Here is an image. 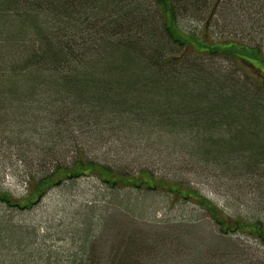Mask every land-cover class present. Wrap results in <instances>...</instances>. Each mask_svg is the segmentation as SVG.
<instances>
[{
  "label": "trees",
  "instance_id": "trees-1",
  "mask_svg": "<svg viewBox=\"0 0 264 264\" xmlns=\"http://www.w3.org/2000/svg\"><path fill=\"white\" fill-rule=\"evenodd\" d=\"M261 2L0 0V127L7 114L29 112L33 133L44 135L45 121L56 132L42 136L45 145L36 144L55 162L48 171L27 174V195L18 198L0 188V206L8 211L0 213V264H24L23 240L37 232L15 223L11 211H30L52 189L83 178L95 177L124 193L166 191L171 202L195 203L216 223L233 225L215 202L182 183L148 169L119 171L89 159L83 148L68 162L52 148L77 143L81 134L129 130L138 138L153 137L148 143L154 147L173 139L171 145L232 178L263 183L264 50L218 19L228 9L241 16L247 3ZM184 19L202 21L201 29L186 28ZM214 59L229 60L236 70L216 67ZM6 130L9 125L0 133ZM116 206L133 220L144 216L139 210L144 206L123 200ZM104 218L81 223L80 252L68 264H93L96 236L109 223ZM233 222L235 230L264 242L263 221ZM135 239L134 234L116 239L113 257L102 263L124 264L121 252L136 254Z\"/></svg>",
  "mask_w": 264,
  "mask_h": 264
},
{
  "label": "rangeland",
  "instance_id": "rangeland-1",
  "mask_svg": "<svg viewBox=\"0 0 264 264\" xmlns=\"http://www.w3.org/2000/svg\"><path fill=\"white\" fill-rule=\"evenodd\" d=\"M245 7L247 10L241 16H231L229 9L222 12L218 17L220 25L232 23L238 38L264 50V2L258 6L247 3ZM181 24L198 31L202 21L184 19ZM211 62L216 67L230 66L236 70L229 60ZM29 114H7L8 121L0 127L1 132L10 126L9 131L0 133V188L18 198L29 191L26 176L32 169L48 171L55 162L45 157L47 153L41 146L45 144L40 143L42 136L47 139L52 124L45 121L47 129L41 131L44 135H37L33 133ZM77 140L71 144L62 141L52 150L69 162L73 151L83 148L89 159L119 171L137 173L148 169L157 178L182 183L215 202L233 225L216 223L210 213L195 203L171 202V193L166 191L147 193L131 189L124 193L111 190L95 177L83 178L52 189L30 211H11L15 223L37 231L26 233L29 239L23 240L24 264H68L80 252L81 238L85 235L81 223L96 222L100 216L107 217L103 221L109 223L96 236L97 251L90 260L93 264H103L106 258H112L116 239L129 234L135 235L139 251L128 256L123 250L124 264H264V242L251 233L235 230L233 222L241 218L264 223V182L232 178L171 145L173 139H164L162 146L154 147L148 143L154 142L153 137L138 138L129 130L108 129L102 134H81ZM120 200L130 206H144L139 209L144 219L133 220L129 211L116 206ZM0 213L8 211L0 206Z\"/></svg>",
  "mask_w": 264,
  "mask_h": 264
}]
</instances>
